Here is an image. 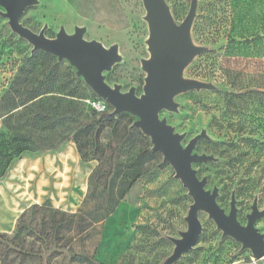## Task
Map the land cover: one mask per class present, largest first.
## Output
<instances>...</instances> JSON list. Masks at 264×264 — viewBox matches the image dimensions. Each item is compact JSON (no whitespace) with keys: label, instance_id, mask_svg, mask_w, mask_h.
Here are the masks:
<instances>
[{"label":"rangeland","instance_id":"374dc122","mask_svg":"<svg viewBox=\"0 0 264 264\" xmlns=\"http://www.w3.org/2000/svg\"><path fill=\"white\" fill-rule=\"evenodd\" d=\"M165 1L176 23L180 24L188 15L192 0ZM231 1V6H234V0ZM229 2L198 0L197 16H202L212 5L218 18L222 19ZM256 6L264 8V0H258ZM0 10L4 11L2 7ZM145 17L142 0H38L37 5L28 8L21 16V23L36 33L46 28L45 34L51 39L56 38L61 28L70 35L77 27L85 28L86 40L99 41L106 48L117 45L122 59L106 73V81L111 86L120 85L122 92L135 88L137 95H141L146 77L141 62L150 58L147 45L149 27ZM192 40L196 46H204L193 30ZM225 43L226 40L221 39L218 43L220 48L196 57L184 72V78L212 83L217 89L178 95L175 98L179 105L178 113L164 111L161 118H166L177 133L186 135L184 146L206 131L209 140H201L195 152L214 155L218 161L198 163L193 167L200 179L207 178V190L219 189L217 202L226 213L230 211L232 194L235 193L238 221L246 225L255 198L259 209H264V98L243 94L253 91L264 93V60L246 56L227 58L221 47ZM32 49L31 44L11 30L8 20L0 16V142H13L16 136L30 135L37 147L35 152L15 157L5 177L0 179H6L24 155L35 156L66 147L75 148L78 152L76 143L61 142L63 136H75L77 122L56 130H41L42 124H50L54 120L40 121L36 117L40 110L46 108L49 117L53 110L62 111L55 101L48 99L60 96L72 99L78 106V123L91 120L92 110L84 100L96 94L77 76V70L66 60L59 62L55 56L51 59L36 55L38 52L32 54ZM53 74L57 80L51 92L44 95L35 90L39 82ZM58 84L69 89L61 92ZM75 87L77 95L74 98L65 95ZM18 90L36 93L38 97L26 106L14 109L22 98L18 96ZM242 95L241 98L236 97ZM232 99L243 109L236 116L226 112L232 105ZM41 100L43 103H39ZM31 105L33 107L28 108ZM112 110L110 107L109 112ZM136 120L134 116L119 118L92 136L105 145L115 146ZM238 122H245L240 133ZM209 142L213 144L210 146L213 154L207 151ZM16 145L14 143L13 146ZM124 145L126 152L141 146H153L149 137L140 136ZM109 155L106 150L103 159H109ZM93 163L97 165L96 161ZM146 170L147 173L102 228L100 244L94 254L102 264H164L175 248L171 239H180V233L187 231L185 218L193 198L175 178L172 166L164 162L159 153L156 159L146 163ZM66 191L63 190L56 201L48 194L42 195L41 201L33 205H30L34 201L29 196L24 203L20 201L14 189L5 198L0 197V264H78L69 253L72 249L82 248V238L64 233L59 242L49 223L47 230L43 231L41 213L36 215L38 220H32L35 217L32 207L35 205H48L68 214L77 213L87 192L81 203L75 204L64 193ZM56 202L59 208L55 206ZM24 213V222L30 227L18 238L15 235L17 222ZM47 215L49 220L52 214L48 212ZM199 219L202 233L197 245L175 264H264V259H255L251 250H244L241 243L231 237L223 238L222 231L207 213L200 212ZM256 227L264 234V218L257 222ZM96 239L87 242L89 252Z\"/></svg>","mask_w":264,"mask_h":264},{"label":"water","instance_id":"95a60500","mask_svg":"<svg viewBox=\"0 0 264 264\" xmlns=\"http://www.w3.org/2000/svg\"><path fill=\"white\" fill-rule=\"evenodd\" d=\"M146 11L145 21L149 27L147 40L150 58L142 60V70L146 73L143 93L137 95L136 89L122 92L120 85L111 86L106 81V73L121 61L117 45L106 48L101 42L85 39V28L77 27L73 34L64 28L56 38H48L46 28L36 33L21 23L25 11L38 4V0H0V16L8 20L11 30L33 46L32 54L42 51L66 60L77 70L96 96L113 108L112 112L101 115L99 121L114 119L128 113L137 118L134 127L151 139L153 151L163 156L193 198L186 219L187 231L180 233V239H171L175 245L173 254L164 264H175L182 256L194 249L202 233L199 213L205 212L222 231L223 238L231 237L251 250L257 260L264 259V234L256 227L264 218L255 198L251 213L247 215L246 225L238 221L236 197L233 192L230 211L220 207L217 202L219 189L207 190L208 180L200 179L194 164L217 162L214 155L195 152L201 140H209L206 131L194 137L184 146L185 134H179L166 118L164 111L178 113L179 105L175 98L189 91L216 90V86L199 80L184 78L186 68L194 59L208 50L207 46H196L192 40V30L197 17L198 0H192L186 18L177 24L165 0H142Z\"/></svg>","mask_w":264,"mask_h":264},{"label":"trees","instance_id":"16d2710c","mask_svg":"<svg viewBox=\"0 0 264 264\" xmlns=\"http://www.w3.org/2000/svg\"><path fill=\"white\" fill-rule=\"evenodd\" d=\"M257 1L245 0L242 2V0H234L235 5L231 6L232 1L230 0L229 5H226V10L228 11L225 12L226 15L222 19L218 18L212 5L205 9L202 16H197L193 25V31L198 41L210 48L205 53L215 52L220 48L218 46L219 41L225 39L226 43L221 46L224 48L225 57L246 56L264 60V8H257ZM36 55H43L55 59L54 56L42 51ZM28 74L29 72L26 73V78ZM49 76L38 83V86L35 88L36 91L45 95L53 90L57 79L55 74ZM57 87H59L61 92L69 89L65 85L60 84ZM76 89L77 87L74 90H69L68 94L65 95L74 98L77 95ZM18 91V96L22 98L20 103L15 105L14 109L26 106L38 97L36 93L30 94L22 93L20 92L21 90ZM243 95L264 98V93L257 91L248 92ZM243 95L236 97L241 98ZM97 98L94 95L91 99ZM48 100L55 101L62 108V111L58 112L57 110H53L51 117H49V111L46 108L40 110L36 114V117L40 121L54 120L50 124H42L41 130H56L65 125L67 126L77 122L75 136H63L61 142L72 141L76 143L82 161H96L97 165L89 177L88 192L77 213L68 214L59 210H53L48 205L45 207L35 205L32 207L35 214L32 220L33 222L38 220L36 215L37 213H41L40 224L44 227L43 231L47 230V224L49 223L53 235L59 238V242L63 239L62 236L64 233L82 238V248L80 250H70L69 256L74 262L78 264H102L95 258L94 254L100 244L101 231L105 222L116 212L135 184L147 173L146 163L156 159L159 153L153 151V146L151 148H143L141 146L136 150L126 152V146L124 144L127 141L129 142V140L134 138L137 139L139 136L141 138L147 137L138 128L133 126L135 122L130 128L125 130L121 140L115 146L112 144L105 145L97 137L92 136L94 133H100L106 124H111L125 116H132L128 113L117 116V119H104L100 122V116L92 111L91 120L78 123V106L72 99L60 96L57 99L50 98ZM39 103H43V100ZM231 103L232 105H230L226 112L233 116L240 114L243 110L240 105L233 99ZM33 105L28 108L33 107ZM31 121L34 122V120ZM239 122L237 126H239L240 133L244 129L245 122L243 124ZM27 125L33 127L32 124L27 123ZM14 143H17L15 147L13 146ZM207 145V151L213 154L211 151L212 148H210L213 144L209 142ZM262 145L264 147V143ZM106 150L110 152V157L104 160L103 155ZM35 151H37V147L30 135L16 136L13 142L1 141L0 177H5L15 157L25 152ZM48 212L52 214L49 220H47ZM25 215V213L21 215L17 222L15 235L18 238H20L21 233L30 227L24 222ZM47 234L50 233L47 232ZM95 237L97 239L93 242L92 251L89 252L86 248L87 242ZM73 238L69 239L71 240Z\"/></svg>","mask_w":264,"mask_h":264},{"label":"crops","instance_id":"0c3cea01","mask_svg":"<svg viewBox=\"0 0 264 264\" xmlns=\"http://www.w3.org/2000/svg\"><path fill=\"white\" fill-rule=\"evenodd\" d=\"M95 167L93 162L82 161L79 153L72 147L35 156L24 155L8 177L0 179V197L5 198L14 189L20 201L24 203L29 196L34 201L30 205H33L39 203L45 194L56 201L63 190H67L64 193L75 204H80L88 192L89 177ZM55 206L59 208L58 202Z\"/></svg>","mask_w":264,"mask_h":264},{"label":"built area","instance_id":"2783aa9c","mask_svg":"<svg viewBox=\"0 0 264 264\" xmlns=\"http://www.w3.org/2000/svg\"><path fill=\"white\" fill-rule=\"evenodd\" d=\"M85 104L98 116L104 115L109 112V104L106 103L104 100L97 98V99H86L84 100Z\"/></svg>","mask_w":264,"mask_h":264}]
</instances>
